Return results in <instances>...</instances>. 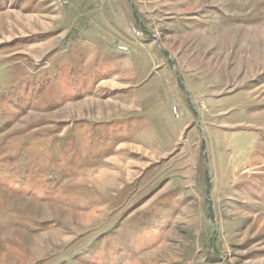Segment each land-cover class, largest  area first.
Returning <instances> with one entry per match:
<instances>
[{
  "label": "rangeland",
  "instance_id": "rangeland-1",
  "mask_svg": "<svg viewBox=\"0 0 264 264\" xmlns=\"http://www.w3.org/2000/svg\"><path fill=\"white\" fill-rule=\"evenodd\" d=\"M0 264H264V0H0Z\"/></svg>",
  "mask_w": 264,
  "mask_h": 264
},
{
  "label": "built area",
  "instance_id": "built-area-1",
  "mask_svg": "<svg viewBox=\"0 0 264 264\" xmlns=\"http://www.w3.org/2000/svg\"><path fill=\"white\" fill-rule=\"evenodd\" d=\"M133 31H135L134 28H133ZM118 49L123 50V51H126V50H127L126 47L123 46V45H119V46H118Z\"/></svg>",
  "mask_w": 264,
  "mask_h": 264
}]
</instances>
